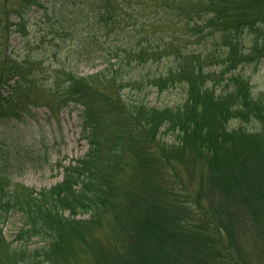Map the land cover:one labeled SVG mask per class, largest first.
Returning a JSON list of instances; mask_svg holds the SVG:
<instances>
[{"label": "trees", "instance_id": "obj_1", "mask_svg": "<svg viewBox=\"0 0 264 264\" xmlns=\"http://www.w3.org/2000/svg\"><path fill=\"white\" fill-rule=\"evenodd\" d=\"M183 1L0 0L5 43L27 37L39 7L50 33L80 45L49 92L53 111L80 107L88 144L59 164L60 182L36 192L14 178L40 149L0 137V264H264V248L241 239L245 217L264 236V91L246 74L264 63V0ZM110 35L116 45L104 47L98 37ZM80 65L103 67L82 76ZM39 66L0 53V122L20 118L29 92L43 89ZM177 84L180 101L151 102ZM181 163L206 165L221 203L213 214L184 192ZM12 215L21 226L8 241Z\"/></svg>", "mask_w": 264, "mask_h": 264}, {"label": "rangeland", "instance_id": "obj_2", "mask_svg": "<svg viewBox=\"0 0 264 264\" xmlns=\"http://www.w3.org/2000/svg\"><path fill=\"white\" fill-rule=\"evenodd\" d=\"M183 5H188L187 0L183 1ZM28 14L30 19L27 37L23 38L13 33L9 36L7 43L0 40V53L6 50L18 58L25 55L36 58L39 61L41 73L38 83L44 87L29 92L28 99L32 104L28 105L29 109L25 110L20 118L0 122V137L7 142H13L18 147L26 145L27 150L30 151L35 148L40 149L34 152L32 162L14 178L15 183L39 192L60 182L63 170L59 164L66 166L68 163H73L76 159L81 158L87 152L88 144L82 133L79 106L73 107L71 103L68 107L53 111L51 108L55 107L54 103L58 95L49 92V89L58 81L55 78L57 70L61 71V68L67 67V63L80 59V56L77 57L74 52L80 50L81 47L71 36L66 37L65 34L58 36L50 33V29L44 23L46 18H43V8L32 7ZM115 38L112 35L103 38L98 37L101 43H104L103 39L107 42L104 47H108V43L116 45ZM194 45L198 46L196 42L192 43L190 40L187 43V48L193 49ZM87 51L90 59L99 56L96 46L91 45ZM97 63H99V59L95 60V64ZM102 67V65H96L95 68H90L80 65L78 73L85 76ZM246 74L251 75L250 82L255 94L264 91V63L259 64L256 71L248 68ZM183 91V85L177 84L163 92L154 90L149 98L153 104L158 106L166 104L170 106L180 101ZM46 102H49L50 106H47ZM167 136L168 134H163L161 136L162 141H167L170 138ZM178 170L186 189L184 192L188 193L189 196H199L202 203L213 214L211 207L216 205L219 207L221 203H219V198L208 189L206 165L189 166L181 163L178 165ZM126 173L123 175L125 181L129 180L130 177L128 170ZM246 224L247 217L242 220V241L255 249L264 248V236L259 239L255 235V227ZM20 226L19 216H10L2 227L5 239L11 241ZM100 235L103 238L106 237L104 232Z\"/></svg>", "mask_w": 264, "mask_h": 264}]
</instances>
